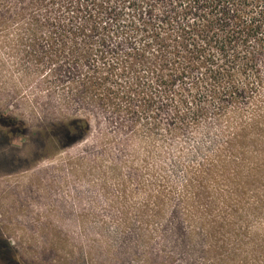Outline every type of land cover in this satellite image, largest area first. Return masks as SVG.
Segmentation results:
<instances>
[{"label": "rangeland", "instance_id": "obj_1", "mask_svg": "<svg viewBox=\"0 0 264 264\" xmlns=\"http://www.w3.org/2000/svg\"><path fill=\"white\" fill-rule=\"evenodd\" d=\"M3 24L0 264H264V53L249 99L207 103L174 129L154 90L133 82L161 63L157 45L126 78H102L114 94L92 101L103 85L64 87L57 63L25 56ZM77 118L88 130L63 137L59 125Z\"/></svg>", "mask_w": 264, "mask_h": 264}, {"label": "trees", "instance_id": "obj_2", "mask_svg": "<svg viewBox=\"0 0 264 264\" xmlns=\"http://www.w3.org/2000/svg\"><path fill=\"white\" fill-rule=\"evenodd\" d=\"M0 21V32L4 22L12 26L25 56L57 63V71L68 75L64 87L80 95L103 85L105 93L91 94L92 101L112 97L103 79L116 84L126 78L131 60L157 45L161 63L139 67L133 82L154 90L158 110L171 112L174 129L198 123L207 103L220 110L225 102H245L260 82L264 0H0ZM127 89L120 90L121 98H129ZM7 125L0 121V133ZM20 127L6 134L14 137ZM88 127L77 118L59 125L58 132L75 140Z\"/></svg>", "mask_w": 264, "mask_h": 264}]
</instances>
